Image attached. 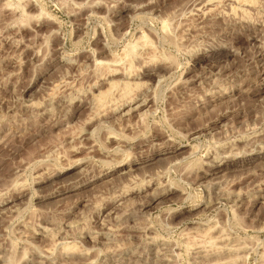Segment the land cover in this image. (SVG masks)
<instances>
[{"label":"rangeland","instance_id":"obj_1","mask_svg":"<svg viewBox=\"0 0 264 264\" xmlns=\"http://www.w3.org/2000/svg\"><path fill=\"white\" fill-rule=\"evenodd\" d=\"M0 264H264V0H0Z\"/></svg>","mask_w":264,"mask_h":264},{"label":"bare ground","instance_id":"obj_2","mask_svg":"<svg viewBox=\"0 0 264 264\" xmlns=\"http://www.w3.org/2000/svg\"><path fill=\"white\" fill-rule=\"evenodd\" d=\"M208 56V55H207ZM214 56V55H213ZM210 60V59H209ZM216 60H218V61H220V60H222V58H217ZM217 62V61H216ZM165 68V67H164ZM116 70H118V69H116ZM167 70V69H166ZM115 71V70H114ZM116 72V71H115ZM114 74V73H113ZM131 98V97H130ZM135 98V97H134ZM124 99V98H123ZM128 99V98H127ZM131 100H132V98H131ZM129 101V102H132V101ZM136 100V99H135ZM128 101V100H127ZM145 102H144V104L142 105V106H147V105H149V103L151 102V100H144ZM146 101H148V103L146 102ZM129 102H127V103H129ZM208 105V104H207ZM119 108V107H118ZM108 114V113H107ZM108 116V115H107ZM221 116V115H220ZM98 119V118H97ZM219 119H220V117H219ZM215 120V119H214ZM209 126V125H208ZM214 126V125H213ZM212 127V126H211ZM215 128V127H214ZM261 139H263L262 137H261ZM258 141V140H257ZM256 143V142H255ZM254 144V143H253ZM178 145V144H177ZM170 148V147H169ZM178 148V147H177ZM259 148V147H258ZM167 149V148H166ZM177 150V149H176ZM247 150V149H246ZM162 151V150H161ZM169 151V150H168ZM231 162H237V163H242V162H244V159H240V160H238V161H231ZM209 164H210V162H209ZM227 164H231V163H228V161L227 162H225V163H223L219 168H215V166H213V164H212V162H211V168H209V170H207V171H209V172H211V174L212 173H217V172H221L222 171V169H224V168H222V167H224L225 165H227ZM209 165V166H210ZM203 169V168H202ZM253 170V169H252ZM201 171V170H200ZM206 172V171H205ZM199 177V176H198ZM203 177V176H202ZM214 181V180H213ZM148 183H150V182H148ZM67 184V183H66ZM63 186V185H62ZM67 189V188H66ZM133 192H134V190H133ZM13 197V196H12ZM15 200V199H14ZM108 206V205H107ZM105 207V206H104ZM212 237V236H211ZM215 237V236H214ZM215 239V238H214ZM210 242V241H209ZM216 263V262H215Z\"/></svg>","mask_w":264,"mask_h":264}]
</instances>
